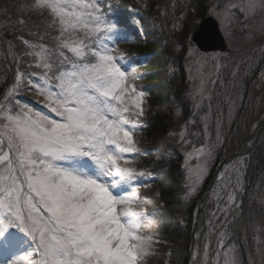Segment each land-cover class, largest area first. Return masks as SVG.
Returning a JSON list of instances; mask_svg holds the SVG:
<instances>
[{
    "label": "snow or ice",
    "instance_id": "1",
    "mask_svg": "<svg viewBox=\"0 0 264 264\" xmlns=\"http://www.w3.org/2000/svg\"><path fill=\"white\" fill-rule=\"evenodd\" d=\"M247 4L251 15L256 2ZM110 7L28 0L19 10L47 18L55 49L25 42L35 61L26 67L39 74L17 69L3 95L14 105L0 104V264H143L150 255L141 225L152 221L135 210L133 187L143 173L130 166L145 96L118 54ZM29 91L44 111L17 99ZM210 156L206 147L187 154L197 161L185 169L187 187Z\"/></svg>",
    "mask_w": 264,
    "mask_h": 264
},
{
    "label": "trees",
    "instance_id": "2",
    "mask_svg": "<svg viewBox=\"0 0 264 264\" xmlns=\"http://www.w3.org/2000/svg\"><path fill=\"white\" fill-rule=\"evenodd\" d=\"M207 1L209 3V0H106L111 6L110 22L133 34L137 49L132 52L142 55L150 51L145 57L134 59L138 67L147 69L144 81H138L135 88L144 93L148 110L142 122L146 127L135 133L137 151L130 157L146 174L137 177L133 186L141 190L139 206L143 207V215L152 221L150 225L142 224V230L156 241L155 251L145 257L143 264H186L193 203L197 195H189L185 183L187 153L201 147L211 152L206 184L222 160L237 148L264 115L263 59L240 81L241 106L230 121H225L223 114H217L214 108L222 104L218 90L213 92L212 116L207 118L204 117L206 109L190 98L185 75L187 51L191 45L189 35L207 15ZM212 1H227L228 5L234 2ZM27 2L0 0L2 86L14 79L17 69L39 73L38 69L26 67L35 61L27 57L25 42L43 43L45 47L55 49L56 34L48 28L47 18L19 11ZM229 12L238 19L243 16L235 7L230 6ZM21 19L22 25L17 23ZM133 21L139 24L140 30L131 28ZM10 51L12 57L7 56ZM238 59V72L245 73L247 62L243 57ZM225 75L227 73L223 79L228 77ZM31 93L21 92L17 99L38 110L37 97ZM221 108L222 111L225 109L223 105ZM219 117H222L220 124L214 127V119ZM242 168L244 184L239 215L245 223V242L253 264H264V141L242 158ZM151 189L156 194H151ZM228 247L234 248L240 264H247L241 233L229 224L224 228L221 251Z\"/></svg>",
    "mask_w": 264,
    "mask_h": 264
},
{
    "label": "rangeland",
    "instance_id": "3",
    "mask_svg": "<svg viewBox=\"0 0 264 264\" xmlns=\"http://www.w3.org/2000/svg\"><path fill=\"white\" fill-rule=\"evenodd\" d=\"M213 2L212 0H209V3L207 1V15H211L217 20L227 50L221 53L214 52L203 54L196 50L193 45H190L187 51L188 60L185 68V75L190 98L197 102V105H202L206 109L204 117L207 118V116H212L210 102L214 96L213 92L218 90L222 104L214 108L217 114H223L225 121H230L241 106L240 102L243 94L240 81L247 77L248 74H251L255 64L264 57V3H262L261 0H255L256 8L252 14L249 15L245 11L248 6L247 0H234L231 5H228L226 3L227 1L222 3ZM230 6L242 11V18L238 19L237 17L231 16L229 12ZM190 36L191 34L189 35V40ZM115 37L119 41L116 45L118 54L128 68L127 74L134 83V79H140L147 72V69L136 67L127 55L129 51L137 47L131 42L129 33L121 31L118 35L115 34ZM8 55L12 57L11 51L7 53V56ZM239 57H243L247 62L245 66L246 74L243 71L238 72L237 64ZM262 62L261 74L264 75V60ZM225 73H227L225 76L228 77L223 79ZM13 80L14 79L11 80L7 88L13 83ZM2 83V79H0V88ZM5 92V89H3L2 94L4 95ZM197 92H199L200 95H195ZM32 94L34 93L32 92ZM194 95L195 99L193 98ZM0 104H4L6 107H13L14 105L12 102L5 101L3 96L0 98ZM222 105L225 107L223 111L221 108ZM147 110L148 108L145 102L144 114ZM215 110L213 109V111ZM221 119L222 117L214 119V127L220 124ZM141 122H143V120ZM137 143L138 141L136 140V146ZM196 164L197 161L189 160L186 162L185 168L191 167L195 169ZM201 164L204 165V175L200 177L199 183L195 184L194 187H189L191 195L199 192V189L208 176L211 167V157L206 160H201ZM130 166L136 171L143 173V175L145 174V172L137 168L134 162ZM218 177H221V179L218 180L216 178V182L213 186L214 188H212L213 194L207 199L208 216L203 220L202 228L193 236L194 242L192 245H189L191 264H218V262L219 264H240L233 247H228L221 251V243L226 225L229 224L235 229L239 227L243 230L245 228L242 219L238 215L240 192L243 186L240 164L237 162L229 164L224 168L221 176ZM215 186H217L216 189ZM140 192L141 190L137 188L136 199L138 201L142 200ZM149 192H151V194H156L152 189L149 190ZM229 194L234 196V201L231 205L227 203ZM146 200H149V198L146 197ZM140 209L142 208L138 205L135 208L137 211ZM151 241L152 244L149 251L153 253L156 249V241L152 239Z\"/></svg>",
    "mask_w": 264,
    "mask_h": 264
},
{
    "label": "water",
    "instance_id": "4",
    "mask_svg": "<svg viewBox=\"0 0 264 264\" xmlns=\"http://www.w3.org/2000/svg\"><path fill=\"white\" fill-rule=\"evenodd\" d=\"M192 42L204 52L225 50L226 46L216 20L207 16L201 20L191 37Z\"/></svg>",
    "mask_w": 264,
    "mask_h": 264
},
{
    "label": "bare ground",
    "instance_id": "5",
    "mask_svg": "<svg viewBox=\"0 0 264 264\" xmlns=\"http://www.w3.org/2000/svg\"><path fill=\"white\" fill-rule=\"evenodd\" d=\"M264 137V118L262 119V121H260V123H258V125L255 127L253 133L250 135V137H248L247 139H245L239 149L238 152L241 153L243 152L246 148H248V146L252 143H258L259 141H261V139ZM207 197V193H205L203 195V201L205 200V198ZM202 215H198L196 218V223L195 226L193 228V236L202 228ZM189 264H191V261H189Z\"/></svg>",
    "mask_w": 264,
    "mask_h": 264
}]
</instances>
